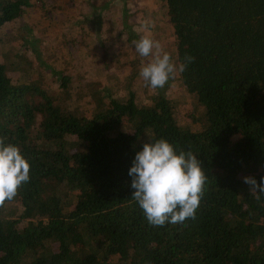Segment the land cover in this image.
<instances>
[{"label":"trees","instance_id":"16d2710c","mask_svg":"<svg viewBox=\"0 0 264 264\" xmlns=\"http://www.w3.org/2000/svg\"><path fill=\"white\" fill-rule=\"evenodd\" d=\"M44 1L0 0V29ZM160 1L174 60L195 58L177 75L196 96V130L177 123L160 88L143 103L132 84L108 83L104 54V76L85 68L79 86L74 68L44 62L39 38L18 36L10 55L4 35L0 137L29 162L30 181L0 205V264H264V194L244 182L264 177V0ZM160 138L197 155L207 181L195 220L153 227L128 172Z\"/></svg>","mask_w":264,"mask_h":264},{"label":"rangeland","instance_id":"374dc122","mask_svg":"<svg viewBox=\"0 0 264 264\" xmlns=\"http://www.w3.org/2000/svg\"><path fill=\"white\" fill-rule=\"evenodd\" d=\"M45 0L42 7L32 5L16 20L0 29V42L4 35L11 42L4 43L12 55L18 36L30 34L40 39L38 46L45 49V63L55 68L70 67L72 82L84 83V78L94 74L104 76L100 57L106 55L109 63L106 78L116 85L122 80L132 84L139 102H147L146 94L152 93L139 77L141 64L146 61L135 54L134 40L147 35L160 42L164 51L173 56L171 27L160 0ZM144 21L149 22L147 31L141 30ZM75 41L72 42V37ZM80 44V45H79ZM28 55V52H25ZM29 56V55H28ZM70 65V66H69ZM85 68L90 72L86 75ZM100 69V70H99ZM170 100L174 117L180 125L198 129L200 124L191 121V114L198 111L196 96L187 92L178 75L164 88H160ZM78 94V93H77ZM75 95V94H74ZM79 106L86 105L83 99Z\"/></svg>","mask_w":264,"mask_h":264},{"label":"clouds","instance_id":"9594fccd","mask_svg":"<svg viewBox=\"0 0 264 264\" xmlns=\"http://www.w3.org/2000/svg\"><path fill=\"white\" fill-rule=\"evenodd\" d=\"M148 28L149 22L144 21L141 30ZM133 45L136 53L146 58L139 77L149 90L164 88L195 59L186 54L184 62L177 63L159 41L147 35L134 40ZM6 139L0 137V205L13 200L22 185L30 181L29 162L16 145L6 144ZM128 175L134 190L131 198L138 203L150 226L195 220L207 181L197 155L178 151L164 138L149 140L135 154ZM244 182L250 186L251 193L264 194V177L260 178V183L252 177H245ZM256 198L259 199V195Z\"/></svg>","mask_w":264,"mask_h":264}]
</instances>
